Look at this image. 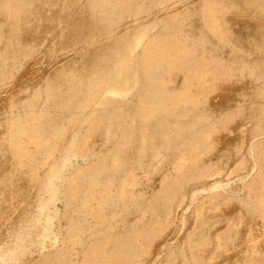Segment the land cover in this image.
Wrapping results in <instances>:
<instances>
[{"label": "rangeland", "instance_id": "1", "mask_svg": "<svg viewBox=\"0 0 264 264\" xmlns=\"http://www.w3.org/2000/svg\"><path fill=\"white\" fill-rule=\"evenodd\" d=\"M0 264H264V0H0Z\"/></svg>", "mask_w": 264, "mask_h": 264}]
</instances>
